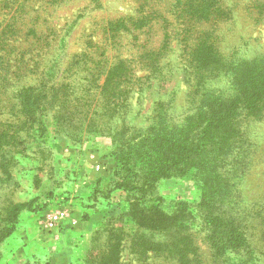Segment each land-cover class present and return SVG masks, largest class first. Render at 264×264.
Listing matches in <instances>:
<instances>
[{"label": "rangeland", "instance_id": "1", "mask_svg": "<svg viewBox=\"0 0 264 264\" xmlns=\"http://www.w3.org/2000/svg\"><path fill=\"white\" fill-rule=\"evenodd\" d=\"M141 1L0 0V235L12 230L0 241V264H178L160 254L172 244L188 264H264V97L237 117L221 172L224 198L218 187L203 190L192 171L143 189L145 166H134L136 177L123 171L107 128L123 120L142 133L158 115L157 128H182L204 93L235 94L243 65L264 61V0H220L226 17L207 22L186 21L177 0ZM142 15L146 25L132 28ZM119 19L127 26L116 34L109 23ZM200 37L215 55L193 62L184 43ZM151 48L152 59L144 58ZM121 61L133 91L113 111L103 84ZM28 88L46 97L24 109L20 92ZM89 122L103 132H90ZM58 210L66 217L51 227Z\"/></svg>", "mask_w": 264, "mask_h": 264}, {"label": "trees", "instance_id": "2", "mask_svg": "<svg viewBox=\"0 0 264 264\" xmlns=\"http://www.w3.org/2000/svg\"><path fill=\"white\" fill-rule=\"evenodd\" d=\"M146 2V0H142L141 5H145ZM175 5L180 8V16L188 19L186 21L207 22L212 19L221 20L227 14L220 0H177ZM142 16H138L133 21L132 28L142 29L146 25L149 15ZM164 22L170 24L167 18L164 19ZM8 25V28L12 31V23ZM109 25L110 29L114 28L112 32L118 34L119 30L123 29V32L126 30L124 28H126L127 22L125 19H119L115 22H110ZM34 27L32 26L29 32L33 35L40 34L39 30ZM12 28L15 30V26ZM183 30L186 34L193 32L192 27H184ZM165 31V43L159 48L160 51L168 45L167 41L170 39L168 27L165 28ZM47 36L50 35L47 34ZM3 42L5 45L9 44L6 43V40H3ZM34 44L37 45V42ZM184 45L185 50H188V55H193V57L191 55L193 62L194 60L201 61L206 53L215 55L214 48L207 37H200V40L193 44V47H189L187 43H184ZM96 50H88V54H94ZM155 51L154 48L146 49L142 55L144 58L151 60ZM81 54L84 56L88 55L87 53L83 54V52ZM104 54L105 51H102L101 55L103 56ZM254 64V68L243 65V68L238 72V76L234 79L237 86L235 87V94L226 96L216 92L213 94L204 93L202 95L204 101L198 109L195 112L186 113L182 128L174 126L170 131L164 129L165 127L157 128L156 124L160 123L161 115L156 116V119L152 122L154 124L142 133L130 131L123 120L109 124L107 128L108 135L112 139L113 155L119 161L122 170L127 172L128 175L133 173V176L136 177L138 173L134 166L144 165L146 173L141 179V187L148 190L155 186L156 182L161 178L185 176L192 171L194 179L202 185L203 190L208 192L207 186L210 190L218 187L222 197H226L228 185L221 187V172L224 169L223 164H226L225 162L228 159L229 146H233L237 141L236 136L239 134V131H237L239 127L237 117L244 109L256 111L264 97V61ZM148 67L151 68L149 65ZM197 68H201V66L198 65ZM129 73L128 64L125 61H121L115 67H110L105 73L106 77L102 93L107 96L109 107L113 111L124 104V91H133V89L128 90L126 88V86L133 84L130 81ZM94 74L95 72L92 71V76ZM91 78L93 77H86V81H90ZM20 93L24 102V109L37 105L40 99H45L46 97V95H42L41 91H35L33 88L23 89ZM32 99H34V102H32ZM169 115L174 120L176 119L173 114L169 113ZM99 127L100 124L98 123L89 122L87 125L90 132H103V129H99ZM5 158H8V154L4 153L1 159ZM234 158L233 160L235 161V155ZM215 183H218V185ZM136 188L139 189L140 184ZM206 197L208 196L204 193L203 199L205 200ZM17 209L19 207L14 208V210ZM203 217L212 229L221 231L223 226L221 221L214 218L211 212H206ZM160 229L167 233L170 230L168 225L163 226V224ZM11 231L9 229L5 235H0V241L8 236ZM173 232L174 227L172 228L171 238H175ZM172 245L171 249L173 250L168 249V252L160 254H165L168 258L172 257L170 258L172 260L176 258L178 264H188V258H185L188 257L187 253L174 249ZM156 248L154 247V249Z\"/></svg>", "mask_w": 264, "mask_h": 264}, {"label": "built area", "instance_id": "3", "mask_svg": "<svg viewBox=\"0 0 264 264\" xmlns=\"http://www.w3.org/2000/svg\"><path fill=\"white\" fill-rule=\"evenodd\" d=\"M66 217V211L58 210L57 212L53 213L49 218V225L51 227H56L59 223Z\"/></svg>", "mask_w": 264, "mask_h": 264}]
</instances>
